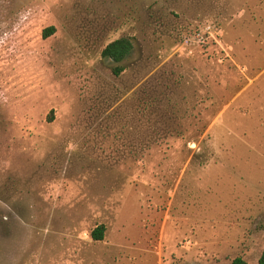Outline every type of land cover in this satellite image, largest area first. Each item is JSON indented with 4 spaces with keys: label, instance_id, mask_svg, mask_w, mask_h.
<instances>
[{
    "label": "rangeland",
    "instance_id": "rangeland-1",
    "mask_svg": "<svg viewBox=\"0 0 264 264\" xmlns=\"http://www.w3.org/2000/svg\"><path fill=\"white\" fill-rule=\"evenodd\" d=\"M263 251L264 0H0V264Z\"/></svg>",
    "mask_w": 264,
    "mask_h": 264
},
{
    "label": "trees",
    "instance_id": "trees-1",
    "mask_svg": "<svg viewBox=\"0 0 264 264\" xmlns=\"http://www.w3.org/2000/svg\"><path fill=\"white\" fill-rule=\"evenodd\" d=\"M55 33L54 27H49L43 30L42 39H47L49 36ZM133 50V45L129 39H118L110 44H108L101 52V57L105 59H110L116 64H120L125 61L131 54ZM124 69L122 67L115 68L113 73L119 76ZM105 226L101 225L93 230L91 237L95 241H102L105 233ZM231 264H246V262L241 258H236ZM258 264H264V251L262 252L260 258L258 259Z\"/></svg>",
    "mask_w": 264,
    "mask_h": 264
}]
</instances>
